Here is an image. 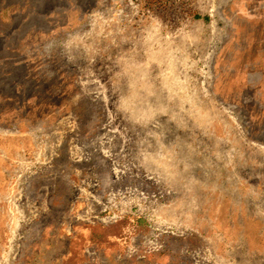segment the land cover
<instances>
[{"label": "rangeland", "instance_id": "obj_1", "mask_svg": "<svg viewBox=\"0 0 264 264\" xmlns=\"http://www.w3.org/2000/svg\"><path fill=\"white\" fill-rule=\"evenodd\" d=\"M28 3L0 0V264H264V0Z\"/></svg>", "mask_w": 264, "mask_h": 264}, {"label": "crops", "instance_id": "obj_2", "mask_svg": "<svg viewBox=\"0 0 264 264\" xmlns=\"http://www.w3.org/2000/svg\"><path fill=\"white\" fill-rule=\"evenodd\" d=\"M17 2L20 3V8L18 9V11L20 12H27V10H29V8L31 7V5L28 3L29 0H16ZM35 2H38V0H35ZM13 7H16V6H13ZM10 4H3V7H2V14L4 12H8L9 14V17L11 15H13L14 13H10V12H13V11H16V10H13L12 11V8H13ZM22 10V11H21ZM8 20V18H7Z\"/></svg>", "mask_w": 264, "mask_h": 264}, {"label": "trees", "instance_id": "obj_3", "mask_svg": "<svg viewBox=\"0 0 264 264\" xmlns=\"http://www.w3.org/2000/svg\"><path fill=\"white\" fill-rule=\"evenodd\" d=\"M42 2V1H41ZM47 2H53V0H47ZM38 3V2H37ZM34 7H36L35 8V12L37 11V12H41L42 14L44 13V10L46 9V6L44 7L45 9H43L42 11H40V9H41V7H38V6H34ZM34 7H33V9H34ZM41 13H39V14H37V15H40Z\"/></svg>", "mask_w": 264, "mask_h": 264}]
</instances>
